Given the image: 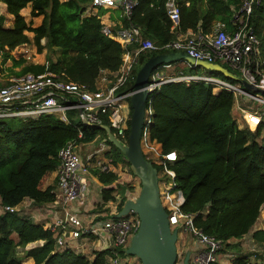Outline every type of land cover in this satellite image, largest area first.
Here are the masks:
<instances>
[{"label":"trees","instance_id":"16d2710c","mask_svg":"<svg viewBox=\"0 0 264 264\" xmlns=\"http://www.w3.org/2000/svg\"><path fill=\"white\" fill-rule=\"evenodd\" d=\"M91 2L0 0V4L6 5L7 13L14 17L13 24L6 27V18L0 15V58L12 57L10 52L28 43L27 32H33L41 50L57 47L62 53L49 65H26L16 75L52 72L91 90L97 89V80L103 71L118 72L121 69L127 50L104 34L99 14H87ZM136 2L130 17L122 18L123 25L139 26L145 38L161 47L188 30L212 32L217 23L233 32L234 14L245 0H178L181 16L175 29L167 13V0ZM29 5L33 17L44 16L38 26H32L21 13ZM250 24L261 41L264 56V0H254ZM45 38L47 42L42 45ZM167 52L170 51H141L128 90L132 91L136 75L147 60ZM174 64L177 63L171 65ZM225 67L233 71L227 65ZM182 69L179 73L186 75H198L203 71L200 66L187 64ZM222 77L232 84L237 83ZM215 87L205 81L163 84L151 105L150 135L164 153L176 151L178 154V160L170 167L176 171L177 182L184 194L183 211L196 214V226L224 242L226 248L231 246L232 239L250 233L264 206V141L259 139L264 124L254 131L248 126L240 128L233 110L235 94L226 89L216 91ZM258 93L253 91L252 94ZM67 117L68 122L54 114L28 119L0 118L2 208L19 206L26 199H32L39 206L56 201V186L43 190L40 185L46 174L57 170L60 164L58 152L71 140L88 144L102 134L111 146L106 152L110 163L117 167L127 163L130 167L124 154L109 141L104 129L85 124L76 110L68 111ZM104 124L108 125V120ZM128 135L129 130L126 138ZM93 172L103 184L119 178L114 171L99 169ZM113 190V187L103 188V203L114 200ZM126 200L120 203L119 211ZM14 233L18 240L12 237ZM253 239L264 246V229L254 231ZM37 241H43V245L27 251L35 264H108L109 250L96 252L90 260L71 248L59 249L54 233L46 224L25 219L18 212L0 213V264H21L18 248ZM248 263L249 260L242 256L233 264Z\"/></svg>","mask_w":264,"mask_h":264},{"label":"built area","instance_id":"2783aa9c","mask_svg":"<svg viewBox=\"0 0 264 264\" xmlns=\"http://www.w3.org/2000/svg\"><path fill=\"white\" fill-rule=\"evenodd\" d=\"M253 2L254 0H245L242 7L234 14L233 32H228L224 26H221L209 33L200 30L189 35L179 33L176 40L161 47L151 39L145 38L139 26L129 24L114 29L103 24L104 34L120 42L127 50L121 69L106 88L91 90L83 84L67 80L52 72L38 74L27 72L14 76L4 85H0V118L28 119L43 114H54L68 122L67 112L76 110L82 120L85 119L91 125L99 126L108 120V126L115 135L121 142L127 144L128 139L125 138L130 129L131 114L125 111L122 100L130 98L132 91H124L123 88L132 79L140 52L146 50H183L197 60L227 65L248 82L264 89V58L261 57V41L250 24ZM136 5V0H92L87 7V14L91 15L99 8L119 9L122 18H129ZM166 8L175 29L181 16L178 0H167ZM132 45L136 47L128 49ZM171 67V64L160 65L151 74L150 95L146 102L141 144L144 153L149 151L161 158L163 172L160 176L158 170L160 197L168 212L171 228H176L178 232L182 229L192 234L205 246L203 251L194 256L193 264H219V255L225 248L224 242L198 228L195 224L196 214L184 212L182 209L184 194L177 182L176 171L170 167L178 160L177 152L164 153L161 145L151 139L150 131L153 124L151 105L155 94L163 84L181 81H205L214 84L216 91L226 89L232 91L238 98L236 92H240L241 95L262 104L264 100L256 97L257 95L249 94L228 80L206 74H170L167 70ZM241 107L239 110L245 112ZM246 122L254 131L264 124V111L248 113ZM80 145L75 140H71L58 152L59 196L52 203L58 208L59 214H55L52 222L46 226L54 233L59 249L69 248V244L81 236H96L103 240V249L110 252L108 264H131L127 258V249L140 225V219L136 214L131 213L123 217L110 215L100 221L92 220L85 223L79 211L73 209L74 204L84 203L89 195V167L83 163ZM97 166L103 171L113 170L110 165L102 161H98ZM27 200L34 203L32 199H26L19 206L2 208V212H18Z\"/></svg>","mask_w":264,"mask_h":264},{"label":"water","instance_id":"95a60500","mask_svg":"<svg viewBox=\"0 0 264 264\" xmlns=\"http://www.w3.org/2000/svg\"><path fill=\"white\" fill-rule=\"evenodd\" d=\"M185 62L200 66L210 72H219L227 79L241 83L245 91L252 90L264 94V89L248 82L244 77L229 70L224 65L197 60L185 51H170L157 54L147 60L138 71L130 103L132 108L128 142L124 144L110 126L99 125L107 133L109 141L117 147L130 163L132 173L140 179L141 190L137 197L128 199L117 217L136 214L140 225L133 235L128 255L139 258L142 264H178L179 232L173 230L169 215L160 197L158 169L146 158L141 144L146 102L150 95L151 74L160 65ZM81 113V110H80ZM83 122L91 125L85 119ZM191 251H187L183 264H190Z\"/></svg>","mask_w":264,"mask_h":264},{"label":"crops","instance_id":"0c3cea01","mask_svg":"<svg viewBox=\"0 0 264 264\" xmlns=\"http://www.w3.org/2000/svg\"><path fill=\"white\" fill-rule=\"evenodd\" d=\"M62 1H65V0H62ZM4 6L6 7L5 4H4ZM117 10H119V9L99 8V9H95L93 11V13H91V14H99L103 24L112 26L114 29H116V28H118L124 24L122 17H121V11L119 10L120 12L116 13ZM6 11H7V8H6ZM88 15H90V14H88ZM221 26H224V24L217 23L214 26L213 30H216L218 27H221ZM193 32H194L193 30H188L187 32H184L183 34L189 35ZM261 57L264 58L262 52H261ZM182 65H184L183 62L174 64V65H172V67L170 69L167 70V72L169 71L168 73L175 74L174 71L172 72L171 70H174L178 66L181 67ZM203 71H204L203 74L209 75V72L207 70H205L204 68H203ZM118 72H110L107 70L103 71L101 73V76L97 80V88H106L109 85V82L115 78V76L118 74ZM124 88H126V90L123 89L124 91H128V85ZM129 91H131V90H129ZM241 98L242 97H239L237 100H235L233 110L234 111L237 110L235 117L237 119L239 127L244 128V127L248 126L247 122H246V118L248 116V113L257 111L258 109L254 108L252 104L251 105L248 104V103H250V101L247 98H245V101H247V103H244V104L241 103L240 104ZM258 98H260L261 100H264V97H262L260 95L258 96ZM123 105L125 106V111L127 113L131 114L130 106L125 105L124 103H123ZM240 106H242L241 109L245 110V112H243L244 114L239 110ZM258 111H260V110H258ZM261 111H264V108H262ZM259 139L261 141H264V127H263V131H262V135ZM106 147L107 148H105V146H104L103 148H105V150L109 149L108 146H106ZM109 150H107V151H109ZM104 157H105L104 159L106 161L104 160L102 162L110 165L113 168L112 171L116 172L118 174L119 178H118V181H113L112 183H108V184L101 183L99 181L98 177L93 172L94 170L100 169L99 166H97L98 160L96 158H94L91 161H89L91 157H88L87 158L88 162L85 163L84 159H83V163L89 167V175H88L89 184H90L89 185V195H88L86 201L84 203H82V205L74 204L73 209L79 211V213L82 215V219L85 223L91 222L92 220L100 221L102 219L107 218L110 215L116 216L118 214V207H119L120 203L123 201V199L128 200V199H134L135 198L134 193H131V189L134 190V187L136 186L137 178L130 179L126 183L122 182L121 177H123V178L127 177V176L130 177V175L126 172L125 168L120 167L121 165L117 167V166H114L113 164H111L109 161L110 158L107 157L106 153H105ZM107 159H108V161H107ZM123 171L125 173H122ZM45 177H46V180H44ZM45 177L43 178L44 182H43V180L41 182V185H40L41 189L45 190L49 186L54 185V186H56L55 191H58L57 170L46 174ZM109 187L115 188V190H113V192L111 194L114 197V200H110L108 202L103 203V192H102V190H103V188H109ZM58 195H59V191H58ZM0 203H1V198H0ZM44 205L53 207L52 205H54V204L48 203V204H44ZM44 205H41V206H44ZM53 218H54V215H51L49 218H47L49 220H46V221H43L40 223L48 225L52 222ZM259 229H264V206L262 208L261 215H260L256 225L253 227V229L250 231V233H248L247 235H245L241 238L232 239L231 243H230L231 246L224 248V250L220 253L219 264H233L235 259H237L238 257H242V256H245L249 260L248 264H264V246L257 244L253 239L254 231L259 230ZM41 245H43V242L37 241V242L29 243L23 249H26V248L32 249L34 247H38ZM102 245H104L103 240L100 239L99 237L81 236L80 238L74 239L73 242L71 244H69V248H71L73 251H75L77 253H81V254L87 256L90 260H92L95 257L96 252L104 250ZM224 257H226V258H224ZM24 260L28 264H35V261H34L33 257H31V256L26 257V259H24ZM131 264H137V263L131 262Z\"/></svg>","mask_w":264,"mask_h":264},{"label":"rangeland","instance_id":"374dc122","mask_svg":"<svg viewBox=\"0 0 264 264\" xmlns=\"http://www.w3.org/2000/svg\"><path fill=\"white\" fill-rule=\"evenodd\" d=\"M31 11H32V7H31V5H29L25 9H23L21 13L24 15L27 22L32 24V26L40 25L43 21L44 16L41 15L38 17H33ZM119 12H120L119 10L116 11V13H119ZM0 15L5 16V18H6L5 26L6 27H9L13 24L14 17H13V15L7 13L6 7L4 6L3 3L0 4ZM27 34L30 38V41L28 43L23 44L21 46H18L16 49L12 50L10 52L12 57L5 58V60H4V57L0 58V85H4L5 83H7V81L10 78L17 76L16 72L21 71L23 69V67L26 65H30V64H46V65H49L53 61H56L58 56L61 55L62 49L57 48V47L56 48L44 47L41 50L35 42V34L33 32H27ZM46 42H47V40L45 38L41 41V44L45 45ZM261 50L263 51L262 48H261ZM17 63H20V64H17ZM182 66L181 67L178 66L175 68L176 70L174 69L171 71L172 72L174 71V73L177 74V73H179V70H183L182 68H184L185 63ZM208 72H209V76H211V77H217L219 79L223 78L219 72H210V71H208ZM203 73H204V71H201V74H203ZM236 86L243 89L241 83H239V82L236 83ZM247 92L251 95L253 93L252 90H247ZM236 95L237 96L239 95V97L245 96V95H241L240 92H236ZM259 95L264 97V94L260 93V92L257 94L256 97H258ZM245 98H247L250 101V103H248V104H250V105L252 104L254 108H256L260 111L262 108H264V104L260 103L257 100H254L250 97H246V96L241 98L240 104L241 103H243V104L247 103V101H245ZM237 99H238V97H235V100H237ZM122 102L125 105L130 106V108H131L130 98H126V99L122 100ZM236 111L237 110L234 111L235 116H236ZM130 112H131V110H130ZM75 120L79 121V118L76 117ZM125 139H128V138H125ZM104 146H105V148H107L106 146H108L109 149L111 148L110 144H107V142L104 140L102 134L99 135L95 139V141H93L91 143H88V144L87 143H81L80 151H81V154L83 156L84 162L85 163L88 162V159H87L88 157H91L89 161H91L94 158H96L98 161H100V160L104 161L105 160L104 155H105L106 151L109 150V149L105 150V148H103ZM145 156L147 159H149L150 161L153 162L154 166L159 170V176H160L163 172V166L161 164V158L156 157L154 155V153L149 152V151L145 152ZM107 161H108V159H107ZM120 167L125 168L126 172L130 175V177L129 176L124 177V178L121 177L122 182L126 183L130 179L137 178V177H135V175L131 174L130 167L127 165V163H122ZM122 173H125V172L123 171ZM44 180H46V177L44 178ZM44 180H43V182H44ZM140 190H141V182H140V179L137 178L136 186L134 187V190L131 189V193H134V196L137 197ZM55 193L58 197L59 196L58 191H55ZM76 205H82V203H77ZM52 206L53 207L47 206V205L39 206V205H36L35 203H32L30 200H27L23 203V205L21 206L20 211H18V213H19V216H22L25 219H29L35 223H40V222L49 220L47 218H49L51 215L55 216V214H59V211H58V208H56V205L54 204ZM2 210L3 209H2V206L0 203V213H3ZM118 212H119V210H118ZM175 229L176 228H174L173 230H175ZM12 237L15 240H18V236L16 233H14L12 235ZM177 245H178V251H179L178 264H183V261H184L183 258H184V255L186 254L187 251H191L190 264H193L194 256L197 253H199L205 249V246L202 243H200L196 237H194L192 234H190L188 232L183 231L182 229L179 230V240H178ZM30 249L31 248H26V249L18 248V250H17L18 255L17 256L21 259V264H28L24 259H26V257H28L27 251ZM127 258H128L130 263L136 262L137 264H142L141 261L139 260V258L136 256L128 255ZM224 258H226V257H224Z\"/></svg>","mask_w":264,"mask_h":264},{"label":"flooded vegetation","instance_id":"af4514ba","mask_svg":"<svg viewBox=\"0 0 264 264\" xmlns=\"http://www.w3.org/2000/svg\"><path fill=\"white\" fill-rule=\"evenodd\" d=\"M187 253V252H186ZM185 256H186V254L184 255V258L183 259H185ZM184 262V261H183Z\"/></svg>","mask_w":264,"mask_h":264}]
</instances>
